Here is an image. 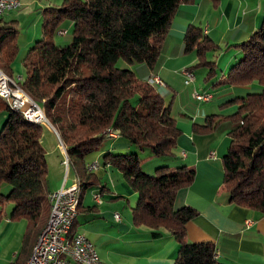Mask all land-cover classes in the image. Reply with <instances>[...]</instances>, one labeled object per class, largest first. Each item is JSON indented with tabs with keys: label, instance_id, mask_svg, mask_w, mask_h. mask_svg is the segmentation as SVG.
<instances>
[{
	"label": "trees",
	"instance_id": "obj_1",
	"mask_svg": "<svg viewBox=\"0 0 264 264\" xmlns=\"http://www.w3.org/2000/svg\"><path fill=\"white\" fill-rule=\"evenodd\" d=\"M190 1L62 0L59 6L42 10L41 36L21 59L24 74L17 85L41 108L64 145L68 167L77 179L79 207L88 191L95 189L101 198L107 190L89 170L86 158L100 150L109 139L108 132L139 151H147L150 158H174L181 131L171 102L166 103L156 88L136 77L131 68L144 64L150 72H157L176 11ZM203 1L213 6L219 2ZM65 21L71 24L70 40L57 45L53 38ZM16 34L14 26L0 25V69L13 80L12 64L19 52ZM237 47L240 57L223 77H217V63L206 56L217 52L219 46L197 25L187 26L183 51L194 53L197 59L188 70L203 69L204 81L213 80L212 89L250 88L244 95L224 101L223 108L235 107L232 114L207 113L204 124L192 128L195 133H208L223 122L231 123L229 143L221 157L222 189L231 204L264 217V16ZM120 60L127 67H118ZM198 94L209 98L207 103L212 98L209 93ZM0 111L5 114L0 129V186L9 189L6 195L0 194V205L10 203V219L26 222L22 247L12 264H27L49 217L51 194L46 187L47 163L41 145L44 121L29 122L24 111L13 110L1 98ZM103 162L120 172L135 193L132 225L148 229L153 239L165 231L176 240L173 264H222L212 242L187 239L186 224L198 211L174 206L178 191L193 184V168L160 164L154 175L148 174L134 152H106ZM77 223L83 224L84 219L75 217L71 234L76 233Z\"/></svg>",
	"mask_w": 264,
	"mask_h": 264
},
{
	"label": "crops",
	"instance_id": "obj_2",
	"mask_svg": "<svg viewBox=\"0 0 264 264\" xmlns=\"http://www.w3.org/2000/svg\"><path fill=\"white\" fill-rule=\"evenodd\" d=\"M61 1L20 0L21 7L16 10L19 14L15 11L14 16L13 12L5 14L0 18V25L14 26L20 16L27 20L26 27L33 23L32 33H26L24 47L28 49L41 36L35 23L42 20V10L59 6ZM263 16L264 0H219L216 6L206 4L203 0H191L176 11L166 35L167 50L157 72H150L144 64L131 69L144 81L153 73L172 92H175L177 85L185 86L182 71L195 65L197 60L194 53H184L183 38L187 26L195 24L215 45L220 46L217 52L211 53L210 60H215L220 67V75L217 77H223L231 64L240 57L237 45L247 40L258 28ZM66 29H71V24ZM219 53L222 54V59L218 64ZM195 71H192L194 76ZM248 89L249 86L228 90L220 87L201 89L199 93L212 95L209 103L217 99L218 105L204 107L194 118L187 114L188 116L178 120L180 123L177 126L181 135L175 150L177 160L169 163L171 168L185 164L195 170L193 184L178 191L174 206H188L198 211V216L186 224L187 239L194 243L212 242L218 252L216 259L222 264H264V217L251 209L231 204L228 194L222 189L221 157L229 143L227 132L232 127L231 123L223 122L215 131L208 133H195L192 126L203 125L207 113L223 116L232 114L235 107H229L227 112L220 110L224 101L235 95L242 96ZM41 145L45 156H50L46 161L48 194L69 187L71 180H76L74 171L69 167L65 168V147L56 130L53 131L46 124L42 131ZM131 148L117 135L109 136L97 153L86 158L87 166L97 165L92 172L100 178L107 190L101 196L99 204L93 200L95 189L87 192L77 212V218L82 217L84 223H77L76 233L84 234L93 242L105 264H114L110 251L113 255L116 254L113 251H116L118 256L128 258L126 261H118L117 264H173L176 240L165 231L153 239L146 228H135L132 225L128 207L135 204V193L120 172L103 162L106 152H128ZM160 164V161L151 160L150 167L142 169L152 174ZM8 190V186H0V194L6 195ZM125 201L128 207L123 205ZM47 203L50 209V199ZM11 208L12 205L7 202L0 205V264L15 262L27 226L24 220L10 219ZM115 215L118 216V221L115 220ZM245 221L251 222L250 227H245ZM31 252L32 249L30 254Z\"/></svg>",
	"mask_w": 264,
	"mask_h": 264
},
{
	"label": "built area",
	"instance_id": "obj_3",
	"mask_svg": "<svg viewBox=\"0 0 264 264\" xmlns=\"http://www.w3.org/2000/svg\"><path fill=\"white\" fill-rule=\"evenodd\" d=\"M20 7L21 2H16V0H0V18L9 13V10H18ZM57 34L59 36H65L66 30L58 31ZM182 75L184 77L185 86H188L194 80V74L188 69L183 70ZM145 81L149 85L156 88L160 97L161 94L166 93V91L168 90L165 84L153 73H150L146 77ZM0 90L9 94L14 100V105L24 111L29 118L39 121V112L41 108L28 105L26 100L19 95L17 88V79H14L13 83H5L2 78H0ZM192 96L201 102H207L209 100V98L202 97L195 92H193ZM108 136L115 137L110 135V132H108ZM182 155L184 156V154ZM210 155L213 156V154ZM64 165L67 169V162H64ZM96 167V164L88 166L90 171L95 170ZM72 185L66 189L61 188L60 190L51 192L56 204V215L50 229L47 230L43 239L41 240L40 250L34 256L31 264H46V259H48L50 255H54L56 250H68L62 249L61 236L63 229L72 216ZM93 199L96 203H100V197L98 195H95ZM114 218L116 221H118L117 215H115ZM244 225L246 228H248L250 227L251 222L245 221ZM76 241L82 244L83 250H86L88 253V260L77 259L78 264H104L100 259L93 242L84 234L78 233ZM68 253L72 255L73 259H76L71 250H68ZM217 253L218 252H216V256ZM63 264H66L65 261L63 262Z\"/></svg>",
	"mask_w": 264,
	"mask_h": 264
},
{
	"label": "rangeland",
	"instance_id": "obj_4",
	"mask_svg": "<svg viewBox=\"0 0 264 264\" xmlns=\"http://www.w3.org/2000/svg\"><path fill=\"white\" fill-rule=\"evenodd\" d=\"M15 12L19 14V12H17V11H15ZM15 12H13L14 13L13 16L15 15ZM21 18H23V19H21ZM6 20H8V19H6ZM27 24H28L27 20L24 19V17L20 16L19 21L14 25V28L17 31L16 44H17V47L20 48V50H19L20 52H18V55H17L16 59L14 60V62L12 64L13 77H14L15 80L18 79V78L21 79L23 77L24 68L22 67L21 59L23 58V56L25 55L27 50L30 47H32L34 45V43H35L34 42L30 47H28V49H26V47H24V46H26V40H27L26 39V33H29V32L32 33L31 29L34 28V27L31 26L33 23H31L28 27H26ZM68 24H70V23L68 21H65L59 27V30H67V35L59 36L58 34H55L54 38H53V41L55 42V44H57V45H66L69 42L71 29H66ZM35 26H37L39 34L41 35L42 20L39 21V22H36ZM219 48H220V46H219ZM210 55H212V54L211 53L207 54V56H206L207 60L211 59ZM221 55L222 54L219 53V55L217 57L218 64L221 62V59H222ZM238 58L239 57H237V59ZM117 66L121 67V68L127 67L123 60L118 61ZM217 75H220V67H218ZM204 76H205V72L203 71V69H197L195 71V76H194L195 78L191 82V84H189L188 86H183V84H182V87L180 85H177L176 89L174 90L175 92H172L171 90L168 89L166 91V93L161 94L162 99L166 103L171 102V111H172V114H173V116H174V118L176 120V124L177 125H178V123H180L178 120L183 119V116H188L187 114L192 115L193 118H194L202 109H204V107L205 108H211L212 106H217L218 105L217 104V101H218L217 99L212 100L211 103H209V102L207 103V102L198 101L196 98H194L192 96L193 92L198 94L201 89H205V88L210 89L211 88V83H212L213 80L205 82L204 81ZM136 77H138L140 79L139 75L136 76ZM137 98L138 97L135 96V98H134L135 102H136ZM229 107L230 106H226L224 108L222 107L220 110H222V111L226 110V112H227L228 111L227 109ZM217 108H219V107H217ZM2 113H3V115H2ZM4 115H5L4 112L0 111V117H1L0 118L1 119V121H0V129H1V126L3 124V121L5 120V116ZM2 117H3V119H2ZM41 124L44 125L45 122H43ZM41 136H42V134H41ZM129 152H134V153L138 154V157L140 159V164H141V167L143 169H146V168L150 167V161L151 160L152 161H160L161 164H167L168 166H169V163L172 162V160H177V158H175V156H174L173 159L172 158H157V157L150 158L147 151H139V150H137L134 147H132L131 150L128 151V152H121V153H129ZM45 158H46V161H47V159H50V156H45ZM88 161H89V159H88ZM153 173H154V171H153ZM153 173H152V175H154ZM73 181L74 180L72 179L71 180V185H72ZM87 197H89V196H87ZM123 205L128 207V204H127L126 201L123 203ZM132 207H133V203H132V205H129V207H128L130 209V213H131V208ZM77 208H78V206H77ZM77 212H78V210H77ZM50 213H51V208L49 209L48 221H49V218H50ZM131 220H132V216H131ZM48 221H47V223H48ZM148 232H150V231L148 230ZM113 252H115L116 254L113 255L112 251H110V258L112 259V262L114 264H117L118 261H126V260H128V258L124 257L123 255L122 256H118L117 255L118 252H116V251H113ZM103 263L105 264L104 261H103ZM119 264H121V263L119 262Z\"/></svg>",
	"mask_w": 264,
	"mask_h": 264
},
{
	"label": "bare ground",
	"instance_id": "obj_5",
	"mask_svg": "<svg viewBox=\"0 0 264 264\" xmlns=\"http://www.w3.org/2000/svg\"><path fill=\"white\" fill-rule=\"evenodd\" d=\"M16 2H20V0H16ZM13 11H16V10H9V13L13 12ZM0 78H2V80L5 83H13L14 82V80L11 79L9 76H7L1 69H0ZM20 80L21 79L18 78L17 82ZM17 88H18L19 95L22 96L24 99L26 98L25 100H26L28 105H30L32 107H38L27 96V94H25L22 91V89L19 87V85H17ZM0 98L5 100L13 108V110L22 111L20 108H18L17 106L14 105L13 98L9 94L2 92L1 90H0ZM24 114H25L26 119L31 123H37L38 124L42 121L46 122L45 116H44L43 112L41 111V109L39 112V121L29 118L25 112H24ZM110 135H111V133H110ZM112 136H114V135H112ZM65 162H67V164H68L67 156H66ZM73 184L74 185H72V216L70 217L69 221L67 222L65 228L62 231L61 243H62V249L71 250L76 259H73L72 255L68 253V250H56L54 255H50V257L48 259H46V264H63L64 261L66 264H78L77 259L88 260L87 251L83 250L82 244H80L79 242L76 241V237H77L78 233L71 234V227H72L73 221H74L75 217H77L76 216L77 210H78L77 206H78V204H80V201H78L79 195H78L77 179L75 180V182L73 181ZM49 199L51 202V214H50V219H49L48 225L46 226V228L42 231L41 235L39 236V238L36 242L33 254L31 255L27 264H31V262L34 259V256L36 255L37 252H39L40 246H41V240L43 239L47 230L50 229L52 222L54 220V217L56 215V204L54 202V198H53L52 194L50 195Z\"/></svg>",
	"mask_w": 264,
	"mask_h": 264
},
{
	"label": "water",
	"instance_id": "obj_6",
	"mask_svg": "<svg viewBox=\"0 0 264 264\" xmlns=\"http://www.w3.org/2000/svg\"><path fill=\"white\" fill-rule=\"evenodd\" d=\"M45 124L48 125L54 131L53 127L50 125V123H48L47 120H46Z\"/></svg>",
	"mask_w": 264,
	"mask_h": 264
}]
</instances>
